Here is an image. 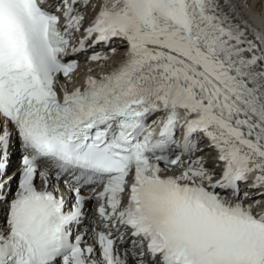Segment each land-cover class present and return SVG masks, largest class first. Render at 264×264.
I'll return each instance as SVG.
<instances>
[{
    "label": "snow or ice",
    "instance_id": "obj_1",
    "mask_svg": "<svg viewBox=\"0 0 264 264\" xmlns=\"http://www.w3.org/2000/svg\"><path fill=\"white\" fill-rule=\"evenodd\" d=\"M0 206V264H264V34L232 0H0Z\"/></svg>",
    "mask_w": 264,
    "mask_h": 264
},
{
    "label": "bare ground",
    "instance_id": "obj_2",
    "mask_svg": "<svg viewBox=\"0 0 264 264\" xmlns=\"http://www.w3.org/2000/svg\"><path fill=\"white\" fill-rule=\"evenodd\" d=\"M236 3L234 5L239 10L242 18L247 21V23L256 25V26H264V0H235ZM115 47H117V53L112 55L110 59L105 63L104 70L107 67L114 66L121 61L122 54L126 49V45L122 44L121 41L115 43ZM99 70L100 68L97 67ZM96 74L95 72H92Z\"/></svg>",
    "mask_w": 264,
    "mask_h": 264
}]
</instances>
